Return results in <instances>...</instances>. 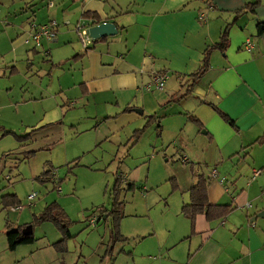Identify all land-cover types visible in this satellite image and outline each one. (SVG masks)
Returning <instances> with one entry per match:
<instances>
[{
    "label": "crops",
    "instance_id": "0c3cea01",
    "mask_svg": "<svg viewBox=\"0 0 264 264\" xmlns=\"http://www.w3.org/2000/svg\"><path fill=\"white\" fill-rule=\"evenodd\" d=\"M254 1L116 0L111 5V0H18L13 3L23 15L29 14L17 25L12 40L16 49L25 46L28 59L42 50L50 61L58 50L66 49V55L56 59V65L71 67L67 72L71 83L59 89L60 95L68 89L73 91L83 106L94 107L96 122L103 116L109 119L114 114L132 113L131 108H142L151 114L163 106L161 136L166 130L177 136L186 131L189 141L180 153L181 164H192L191 170L198 169L195 174H204L211 204L230 207L225 215L213 220L202 213L193 221L182 215L181 207L189 201L188 190L194 182L190 178L186 195L181 193L178 199L180 209L173 216L168 215L170 225L165 236L158 238V264H264V31L257 33L258 23H264V0L233 20L236 11ZM87 11L94 12L99 19L97 23H114L117 33L95 41L89 49H75L69 45L75 40L73 26L78 22L88 26L97 24L93 18L82 17ZM50 20L59 24L55 40L44 42L42 48L24 43L31 22ZM227 24H230L228 46L224 53L213 50L209 69L198 79L191 94L173 101L186 76L200 66L205 47L219 40ZM127 27V37H123ZM156 72L168 76L163 90L155 89L152 84ZM53 101L47 111L49 117L45 116L46 112L41 119L50 123L33 128L29 132L32 140L51 136L61 122V101ZM209 103L226 113L236 128L224 121ZM62 104L74 106L76 100ZM134 118L128 114L126 122ZM44 128H48L45 135ZM54 139L48 141L53 143ZM213 169L215 176L211 175ZM253 169L260 170L259 175L253 177ZM124 180L128 183L126 177ZM246 188H249L247 192ZM226 193L232 196L231 201ZM22 210L23 207L15 212ZM105 217L95 215L89 220L94 219L95 226ZM20 220L21 217L17 221L5 220V228L0 230V233L5 230L3 237L0 236V264H72L67 245L61 251L56 248L58 240L52 244L44 241L35 244L33 240L10 250L7 224L14 229L26 224ZM171 246L176 250L163 251Z\"/></svg>",
    "mask_w": 264,
    "mask_h": 264
},
{
    "label": "rangeland",
    "instance_id": "374dc122",
    "mask_svg": "<svg viewBox=\"0 0 264 264\" xmlns=\"http://www.w3.org/2000/svg\"><path fill=\"white\" fill-rule=\"evenodd\" d=\"M15 1L18 0H0V230L5 228V220L17 221L20 217L22 223L31 225L34 215L56 202L70 220L65 245L72 264H158L157 241L165 236L170 225L168 215L173 216L180 209L178 199L181 193L186 195L193 173H198L196 168L191 170V164L183 165L180 161L189 136L185 130L181 136L167 130L161 136L158 125L160 129L163 126V106L151 114L137 108L142 110L141 114H114L96 122L93 106H83L69 89L60 95V88L70 86L67 72L71 67L57 66L56 59L64 57L67 51L58 50L50 61L42 50L28 59L25 46L16 49L12 40L17 25L29 14L23 15L13 4ZM73 32L75 40L69 45L83 50ZM127 33L128 27L123 37ZM54 99L61 101L63 107L54 133L33 140L27 137L33 128L50 123L41 119ZM74 99V106L62 104ZM128 114L135 117L131 122H126ZM155 114L161 116L160 122H147ZM45 116L48 118L49 113ZM47 130L43 129L44 135ZM52 137L53 143L48 141ZM46 168L51 169L53 181L38 178ZM117 175L122 179L115 195ZM130 182L134 184L132 188L128 187ZM34 192L35 198L29 201L27 196ZM3 195H15L20 204L1 205ZM226 196L231 201L232 196ZM115 197L122 203L119 230L125 239L112 245V253H106L112 217L100 219L95 226L89 219L101 210H111ZM11 206H23V210L7 213ZM32 232L35 244H52L64 238L52 221L36 224Z\"/></svg>",
    "mask_w": 264,
    "mask_h": 264
},
{
    "label": "trees",
    "instance_id": "16d2710c",
    "mask_svg": "<svg viewBox=\"0 0 264 264\" xmlns=\"http://www.w3.org/2000/svg\"><path fill=\"white\" fill-rule=\"evenodd\" d=\"M259 3V0H255L254 2H249L245 4V6L241 9L235 12L233 20L235 21L240 14H242L244 11L248 9H252L255 5ZM83 18H93L94 22L97 23L99 19L96 17L94 12H84L82 14ZM230 24H227L225 28L222 30L219 40L215 42L212 45H208L205 47L203 51V59L201 61L200 66L191 74H188L185 78V80L180 84V89L178 90L177 94H175L173 101H178L179 99L190 95L192 92L193 87L195 86L198 79H200L209 69V56L210 53L213 50H220L224 53L226 50V47L228 46V26ZM264 31V23H258L257 25V33H262ZM105 38V37H104ZM104 38H100L104 39ZM97 41V40H96ZM212 108L217 112V114L226 122H228L230 125H232L234 128H236L234 121L231 120L226 113H224L218 106H216L213 103H209ZM192 121L199 122L195 117H190ZM161 116L150 115L147 122H160ZM147 124V123H146ZM146 125H144L145 127ZM143 127V128H144ZM142 128V129H143ZM158 129L160 130V125H158ZM140 131V130H138ZM136 131V132H138ZM30 136V134H27V137ZM31 153V152H30ZM192 166V164H191ZM47 176V177H46ZM42 181L51 180L53 181L51 169H46L43 174L38 177ZM122 179V176L117 175L114 181V188L115 195L118 192L119 183ZM133 183L129 184L128 187L132 188ZM208 181L207 178L204 176V174H195L194 175V182L189 188V201L184 204L181 207V213L185 217L189 218L191 221L194 220L195 216L197 214H204L208 220H213L215 218H218L220 216L225 215L228 210L230 209L227 205H216L211 204L208 200ZM1 205L7 206L9 204H20L19 199L15 197V195L1 196ZM122 203L118 201V198L115 197L113 200V205L111 210H101L99 217H103L104 215L106 217L110 216L111 223L109 227V242L107 243L106 247V253H112V245L119 241L125 239L123 235L120 234L119 230V221L122 217ZM45 221H52L54 222L57 227L60 229V231L63 233V239L55 244L56 248L61 251L63 250V246H65L66 239H68L67 235V229L70 224V220L67 218L66 213L64 209L56 202H51L47 204L44 209L41 211L39 215H34L33 220L30 223L32 225V228L36 226V224L45 222ZM97 223V222H96ZM7 224V223H6ZM26 226V224L18 225L15 229L12 227V225L7 224V232H6V238H7V247L12 250L17 245L22 243H30L34 240V234L33 232L27 235L22 234V229Z\"/></svg>",
    "mask_w": 264,
    "mask_h": 264
},
{
    "label": "built area",
    "instance_id": "2783aa9c",
    "mask_svg": "<svg viewBox=\"0 0 264 264\" xmlns=\"http://www.w3.org/2000/svg\"><path fill=\"white\" fill-rule=\"evenodd\" d=\"M64 24H69V21H64ZM58 22L56 20H50L47 23H33L31 22L29 25V31L26 35H24L23 41L25 44H31L33 48H42L43 43L46 41H52L57 33L58 30ZM74 27V31L78 36V40L80 41L83 49H89L94 41L86 32V28L88 25L82 24L80 22L76 23ZM248 45H251L249 41H247ZM167 74L165 72H156L153 73L152 84L155 89L163 90L165 87V82L167 80ZM185 163L186 160L183 159ZM253 177L259 175L260 170L253 169L252 170ZM212 176L216 175V170H212ZM224 178L220 179V182H223ZM36 196V192L31 193L27 196L29 201H32ZM249 205V203L247 204ZM23 206H11L10 210L12 212L19 211L22 209ZM91 224H95V220H91Z\"/></svg>",
    "mask_w": 264,
    "mask_h": 264
},
{
    "label": "water",
    "instance_id": "95a60500",
    "mask_svg": "<svg viewBox=\"0 0 264 264\" xmlns=\"http://www.w3.org/2000/svg\"><path fill=\"white\" fill-rule=\"evenodd\" d=\"M86 32L89 34V36L93 39L95 42L96 40H99L100 38H106L108 36L115 35L117 33L116 25L112 22H101L94 25H90L86 28ZM135 112L142 113V110L140 109H134ZM264 214V210L262 212ZM262 213L258 215H262ZM105 217V216H104ZM22 234L27 235L32 233V226L26 225L22 229Z\"/></svg>",
    "mask_w": 264,
    "mask_h": 264
}]
</instances>
